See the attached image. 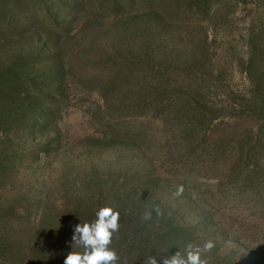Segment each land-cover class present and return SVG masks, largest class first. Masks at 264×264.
I'll return each instance as SVG.
<instances>
[{
    "label": "rangeland",
    "instance_id": "1",
    "mask_svg": "<svg viewBox=\"0 0 264 264\" xmlns=\"http://www.w3.org/2000/svg\"><path fill=\"white\" fill-rule=\"evenodd\" d=\"M104 206L117 264H264V0H0V264Z\"/></svg>",
    "mask_w": 264,
    "mask_h": 264
},
{
    "label": "clouds",
    "instance_id": "2",
    "mask_svg": "<svg viewBox=\"0 0 264 264\" xmlns=\"http://www.w3.org/2000/svg\"><path fill=\"white\" fill-rule=\"evenodd\" d=\"M183 187H179L175 195L179 196ZM159 217L163 213L159 206L153 209ZM95 219L90 222L73 226L70 245L72 250L64 258L63 264H117L119 257L110 247L114 234L119 230L120 213L111 206L101 207L95 213ZM151 211L143 214L145 220H150ZM209 240L202 246L188 244L183 253L177 251L171 256H160L162 264H209L205 254L214 248ZM144 264H159L157 256H150Z\"/></svg>",
    "mask_w": 264,
    "mask_h": 264
},
{
    "label": "trees",
    "instance_id": "3",
    "mask_svg": "<svg viewBox=\"0 0 264 264\" xmlns=\"http://www.w3.org/2000/svg\"><path fill=\"white\" fill-rule=\"evenodd\" d=\"M145 225V223H144ZM147 226V225H146ZM124 228V227H123ZM123 228H119V230L117 231V234H115L116 237H113V241L112 244L110 245L111 248H113L114 250H116V245H118V239L119 237L122 236L121 240L125 239V235L123 233H120ZM127 229V228H126ZM142 231V230H141ZM141 233V232H140ZM144 234V232L142 233ZM41 235V236H40ZM38 236V256L41 259V263L43 262L44 264H63L64 262V258L66 257V255L61 254L59 257L57 256H52V254L47 251V246H49V239L50 236L45 234H40ZM141 247V246H140ZM139 250H137V252H135V255H141L142 254V249L138 248Z\"/></svg>",
    "mask_w": 264,
    "mask_h": 264
}]
</instances>
